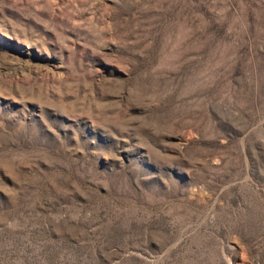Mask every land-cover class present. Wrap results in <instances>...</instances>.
Wrapping results in <instances>:
<instances>
[{"label":"rangeland","instance_id":"374dc122","mask_svg":"<svg viewBox=\"0 0 264 264\" xmlns=\"http://www.w3.org/2000/svg\"><path fill=\"white\" fill-rule=\"evenodd\" d=\"M0 264H264V0H0Z\"/></svg>","mask_w":264,"mask_h":264}]
</instances>
